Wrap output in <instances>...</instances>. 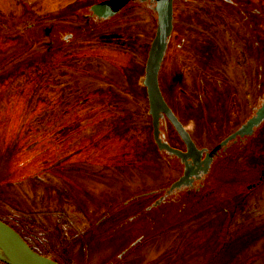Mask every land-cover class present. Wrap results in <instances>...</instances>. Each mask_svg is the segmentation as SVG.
I'll list each match as a JSON object with an SVG mask.
<instances>
[{"label":"rangeland","instance_id":"rangeland-1","mask_svg":"<svg viewBox=\"0 0 264 264\" xmlns=\"http://www.w3.org/2000/svg\"><path fill=\"white\" fill-rule=\"evenodd\" d=\"M93 1L0 0V220L61 264H264V121L215 160L206 198L127 219L179 174L156 148L143 84L156 14L129 4L88 23ZM251 1L264 14V0ZM187 2L195 15L178 18L208 36L197 38L200 65L232 87L221 100L230 117L216 130L202 112L182 115L211 146L264 98V16L250 28L215 2ZM182 40L177 33L169 62L181 60ZM164 61L159 84L171 102L184 86L167 85ZM177 62L175 76H200Z\"/></svg>","mask_w":264,"mask_h":264},{"label":"flooded vegetation","instance_id":"flooded-vegetation-1","mask_svg":"<svg viewBox=\"0 0 264 264\" xmlns=\"http://www.w3.org/2000/svg\"><path fill=\"white\" fill-rule=\"evenodd\" d=\"M99 1L101 0H94L88 6V13H87L88 23H91V22L103 23L106 20L113 17L114 15L118 14L121 10H123L129 4H141V5L147 6L154 12V14H156L154 10V5H155L154 0H129L113 16H110L105 19L99 18L95 14H93L89 8L92 4L99 2ZM185 1H188V0H172V11H173L172 12L173 13L172 29L168 36V42H167V48H166L167 54L165 51L166 55H164L165 61L163 65V70L165 71L166 78H167V85L169 84L175 85L177 83L178 84L181 83L183 84L184 88L183 89L180 88V91L176 89V91L177 92L179 91L180 94H178L174 90V93L176 92V94H173V99L171 102H168L165 98L164 99L166 100L167 105L170 107L171 111L175 114L177 119L181 122L185 130L188 132L196 148L202 150V152H201L200 157H198L199 155L198 152L190 151L188 155L184 159H182L180 156L169 152L167 149L158 148L155 140L153 139L156 144V148L158 152L163 157L167 158V161L176 163V165L179 166V174L177 175L176 178H174L173 180H170L166 186H163L157 190L149 191V192H153V194H156L157 197L153 201H151L149 204L143 206L141 210H138V212H136L132 216L127 217L128 220H135L143 212H149L153 209H156L160 207L166 201L167 203L182 202L183 207H184L189 201H193V200L197 201L198 197L206 198L208 193L204 189L207 184L208 176L211 172V169H212V166L215 160L220 155L226 153L230 149V147L246 142L247 139L253 134L252 133L251 135H243V136L237 135L235 138L230 139L229 141H227V143L220 146L217 150H215L211 154L210 162L207 165L206 169L203 170V167L205 164L202 162V159L205 157L206 152L211 151L222 139H224L229 133L236 130L243 122L240 123L237 127H235L232 131L228 132L226 135H223L217 141H214L211 146H205V145H201L197 143V140L194 138L191 131L186 127L183 121L182 115L184 114H185L184 117L188 118V117H195L194 114L196 113V111L198 113L202 112L203 113L202 117H204V120H207L209 116H210L209 117L210 120H212V124L210 123V126H209L210 128L209 131L212 129L216 130L219 127L221 120H224V118L230 117L229 113L231 111V108L230 110H228L229 108H227L228 113L226 114L225 110H222L223 107L221 105L222 104L221 100L223 99V95L226 96L225 92L227 90H230L229 87L231 86L228 85V83L224 81L225 79L223 77L221 79L222 81H220V78H219L220 76L216 74L217 72H215L211 68V66L207 65L208 63L204 64V62L202 61L201 63L203 64V66L200 65V61L197 58V56L199 57V55H201V57L202 56L204 57L205 55L204 54L205 52L203 50L204 46L199 45L200 43L202 44L203 41L200 40L201 42L200 41L198 42L199 38L204 39V36H205L204 30L202 31L201 30L190 31V29L186 30L187 26L185 25L184 19L178 18L179 16L185 17V15L187 14L190 15L189 17H193V15H195V14H192V11L190 10V7H192L191 6L192 2L185 3ZM210 1L215 2V5L218 7L217 8L218 12L221 11L222 14L227 15L228 17L238 16V18L240 19V22L242 23L248 22L250 28L252 26V18H254V20H257V19L263 20L264 14L262 10L258 9V7H256L252 3L251 0H210ZM175 3H176V9H175ZM186 4L188 5V7H186ZM185 8H187V10ZM248 11H249V14H248ZM175 13L178 14V16H175ZM174 28H176V30L179 29V31H174ZM182 30H186V33H183ZM187 31L189 32L187 33ZM177 33L178 35L183 36L182 43L180 44L181 45L180 46V49H181L180 59L181 60L177 62L176 56L173 55L170 57L171 61L169 62V54L174 48V37ZM196 33L198 36L196 35ZM72 35H73L72 32H66L62 34L61 37L64 41H67L70 37H72ZM205 37L207 38L208 36H205ZM189 39H191V41H189ZM195 60L197 63H195ZM176 62L184 67L186 66V68H189L188 65L189 66L194 65L196 69L201 68L202 72L200 73V76H190L191 74H193L192 70L189 72V74H186L188 76H186L184 72H182L183 73L182 75L184 76H175L176 74L175 73V68H176L175 63ZM205 65L209 69L208 71H206L205 69L206 72L203 71ZM213 72L215 74H213ZM158 81H159V78H158ZM159 87H160V84H159ZM232 95H235V94H232ZM158 137L162 141L167 142L171 147L179 149L182 152H187L186 143L177 133L172 123L170 122V120L165 114L159 118ZM152 138H153V135H152ZM185 170L190 172L187 176L186 183L181 184L176 187H171V184L175 180H177L179 177L184 175ZM262 170L260 171V178L263 180L264 178L261 177Z\"/></svg>","mask_w":264,"mask_h":264},{"label":"water","instance_id":"water-1","mask_svg":"<svg viewBox=\"0 0 264 264\" xmlns=\"http://www.w3.org/2000/svg\"><path fill=\"white\" fill-rule=\"evenodd\" d=\"M129 0H101L92 4L89 8L93 14L99 18H108L113 16L123 7ZM154 10L156 13V27L154 36L148 48L147 57L144 65L143 84L146 88V95L149 104V113L152 122V135L158 148L167 149L184 159L190 151H196L200 157L202 150L197 149L194 142L190 138L188 132L185 130L181 122L177 119L175 114L167 105L162 92L159 87L158 74L161 63L163 61L165 51L167 48L168 36L172 29V0H154ZM166 115L173 127L187 145V152H182L179 149L171 147L167 142L162 141L158 137V122L159 118ZM264 120V100L254 110L252 115L248 117L236 130L229 133L222 139L211 151L206 152L202 162L205 164L203 170L206 169L210 162L211 154L220 146L224 145L230 139L237 135H251L255 128ZM190 172L185 170L183 176L175 180L171 187H176L186 183L187 176ZM264 178V168L261 173ZM0 248L15 254L20 262H10L0 256V260L6 264H61L56 260L40 254L31 248L25 241H23L10 226L0 220ZM7 252V253H8ZM9 254V253H8Z\"/></svg>","mask_w":264,"mask_h":264},{"label":"bare ground","instance_id":"bare-ground-1","mask_svg":"<svg viewBox=\"0 0 264 264\" xmlns=\"http://www.w3.org/2000/svg\"><path fill=\"white\" fill-rule=\"evenodd\" d=\"M2 248H0V256L4 259H6L7 261H10V262H20V259L15 255V254H12L10 252H8Z\"/></svg>","mask_w":264,"mask_h":264},{"label":"trees","instance_id":"trees-1","mask_svg":"<svg viewBox=\"0 0 264 264\" xmlns=\"http://www.w3.org/2000/svg\"><path fill=\"white\" fill-rule=\"evenodd\" d=\"M227 91H228V90H227ZM227 91H226V92H227ZM227 96H229V93H228V92H227Z\"/></svg>","mask_w":264,"mask_h":264}]
</instances>
